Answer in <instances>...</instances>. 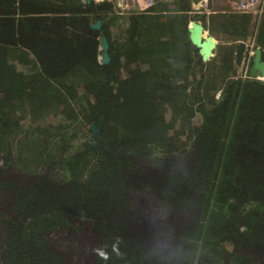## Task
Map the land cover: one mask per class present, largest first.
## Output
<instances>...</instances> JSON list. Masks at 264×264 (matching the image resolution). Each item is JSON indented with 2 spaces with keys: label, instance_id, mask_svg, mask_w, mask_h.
<instances>
[{
  "label": "trees",
  "instance_id": "obj_1",
  "mask_svg": "<svg viewBox=\"0 0 264 264\" xmlns=\"http://www.w3.org/2000/svg\"><path fill=\"white\" fill-rule=\"evenodd\" d=\"M190 4L120 16L86 0H0V264H68L47 237L73 225L90 248L78 264H162L122 233L136 181L128 171L134 158L171 163L189 147L188 196L170 192L184 202L187 250L196 263L264 264V85L223 83L251 14L202 16L218 40L202 63L188 39ZM97 19L101 30L90 27ZM127 57L142 84L132 92L115 81Z\"/></svg>",
  "mask_w": 264,
  "mask_h": 264
},
{
  "label": "flooded vegetation",
  "instance_id": "obj_2",
  "mask_svg": "<svg viewBox=\"0 0 264 264\" xmlns=\"http://www.w3.org/2000/svg\"><path fill=\"white\" fill-rule=\"evenodd\" d=\"M240 75L236 78H242ZM245 76L248 77L247 73ZM246 77L243 79H246ZM221 91L219 90L217 95L222 94ZM171 160V163H166L165 160L158 162V160L152 161L147 157L133 159L134 164L129 168L128 172H130V175L136 181L129 189L130 194L126 204V218L132 213L139 216L142 212L153 213L157 218H160L161 226L158 223V232L169 242L170 257L164 259L163 256L156 255L157 257H154L157 259L156 261L162 264H197L196 256L190 254L187 251L188 246H185L184 242H182V235L185 233L186 224L184 218L187 213L182 212L181 207L184 205V202H182L184 201V197L187 198L188 196L185 178L187 172L193 166L192 148L189 147L182 154H173ZM175 189L180 195H183V198H181L182 201L179 200L174 203L176 198L171 197L170 192H174ZM124 232L127 237H135L128 228L127 221ZM86 241L83 239V242L78 244L79 248H81L82 258L86 254L85 248L88 247ZM62 249L65 250L63 247L55 248V252L59 253ZM161 257L164 261L161 260ZM84 261H87V259L85 258Z\"/></svg>",
  "mask_w": 264,
  "mask_h": 264
},
{
  "label": "water",
  "instance_id": "obj_3",
  "mask_svg": "<svg viewBox=\"0 0 264 264\" xmlns=\"http://www.w3.org/2000/svg\"><path fill=\"white\" fill-rule=\"evenodd\" d=\"M86 2L90 3L91 0H86ZM221 2H222L221 5L222 7L223 0H221ZM211 4H212V0H208L206 6L207 9H209L212 12L213 9L211 7ZM202 16L203 14L201 13H193L188 19V24L186 27H187L189 42L194 48V55L198 56L202 63H206L214 55L216 46L218 44V40L205 29ZM90 27L95 30H101L102 28L101 20L100 19L95 20L93 23H91ZM108 47H109V42L106 36L104 34H101L99 37V49H100L99 62L101 64H108L110 61ZM249 48L250 47H247V45L244 42H238L237 49L235 51V62L237 64L241 63L243 56L246 54L247 63H246L245 71L248 76L246 77V79L264 85V49H262L260 46L255 45V46H251L252 49H250L249 52H247V49ZM221 98H222V94L219 95L216 94L215 102H218ZM91 130L94 133L98 130L96 124L91 125ZM126 219H127L126 221L128 224V228L135 236V237L131 236L130 239H132L131 241L135 243L138 248L143 249L146 252V254L155 261L157 260L156 258H154L157 257L156 255H161L163 256L164 259H168L170 257L169 242H167L158 232L159 230L158 223L160 225V218H157L156 215H154L153 213L142 212L139 216L133 215L132 213ZM186 219L187 217L184 218V220ZM124 227H126V222ZM59 230L60 229H58V231ZM0 233L3 235L1 229H0ZM122 233L123 234L125 233L124 230ZM1 234H0V239L2 237ZM125 237L127 238V236ZM82 238L84 239V241H86V238L83 235ZM87 246L88 247L85 248V253L87 256H89L90 248L88 242H87ZM2 252L3 249L0 247L1 255ZM163 258L161 257V260L164 261ZM197 264H203V263L198 262Z\"/></svg>",
  "mask_w": 264,
  "mask_h": 264
},
{
  "label": "built area",
  "instance_id": "obj_4",
  "mask_svg": "<svg viewBox=\"0 0 264 264\" xmlns=\"http://www.w3.org/2000/svg\"><path fill=\"white\" fill-rule=\"evenodd\" d=\"M162 0H91L94 6L99 8L100 12L124 15L127 13H145L148 12L156 3ZM208 0H191V14L201 13L202 8ZM231 3L234 11H240L250 14L254 17L262 15L264 9V0H223V3ZM246 69V67H245ZM246 71L240 76H245Z\"/></svg>",
  "mask_w": 264,
  "mask_h": 264
},
{
  "label": "crops",
  "instance_id": "obj_5",
  "mask_svg": "<svg viewBox=\"0 0 264 264\" xmlns=\"http://www.w3.org/2000/svg\"><path fill=\"white\" fill-rule=\"evenodd\" d=\"M221 5H222L221 0H212L211 7H212L213 11L212 12L211 11L210 12L209 11H206V13H203V17L204 18H207L208 15L211 14V13H217V12L218 13H222L223 10L230 9L231 8L230 6H232L231 4H227V3L226 4L223 3V6L222 7H221ZM191 7H192V5L190 4L189 5V8L186 10L188 12V19L192 15L191 12H190L191 11ZM120 16H122V15H120ZM250 16H251V19H250V22H249V27H248V31H247L245 40L244 41L243 40L237 41V43L238 42H244L247 45V47H251L249 45L254 46V44H255V37H256L257 31H258V28H259V25H260L261 19H262V17H260V18H258L256 20L255 17H253L252 15H250ZM188 19H187V22H186V26L188 24ZM179 21H180V19H179ZM206 22H207V20L205 21V23ZM111 23H113V25H111L112 26V34L115 35V33H117L119 31V26L116 25V21L114 19L112 20ZM123 29H124V32L127 33V30H126V27L125 26H123ZM115 42L117 43L118 41H115ZM237 43H236V46H235V51L237 49ZM115 45L122 46V44H120V45L119 44H115ZM235 51H234V54H233V57H234L233 67H234L235 72H236ZM214 54H215V52H214ZM137 66H138V64H137L136 57L135 58H133V57H127V58H124V59L122 58L121 60H119L117 66H116V80L115 81L117 82V84L118 83H121L124 87L127 88L126 90L129 91V92L135 91L137 88H139L142 85L141 83H138L137 82V79H136L135 72L137 70ZM238 72L239 71H237V73ZM231 76H233V74L232 75H229L223 81V83L226 80L230 79ZM223 83L221 81L218 84L220 86Z\"/></svg>",
  "mask_w": 264,
  "mask_h": 264
},
{
  "label": "rangeland",
  "instance_id": "obj_6",
  "mask_svg": "<svg viewBox=\"0 0 264 264\" xmlns=\"http://www.w3.org/2000/svg\"><path fill=\"white\" fill-rule=\"evenodd\" d=\"M260 17H261V15L258 17H255V18L257 20ZM111 25H113V23H111ZM249 46H252V45H249ZM250 49H251V47L249 49H247V52H249ZM245 55L243 56V58L245 57ZM243 58L241 60V63H239V64L236 63V72H235V75L231 76V79L234 80L236 77H238V75H240L241 72H244L246 64L243 65ZM237 71H239V72L237 73ZM217 92H216V94H217ZM46 170H48V169L46 168ZM78 231L79 230H77L76 226L73 225L72 231H71V229L60 228V230L59 231L57 230V232L54 233V235L47 237L48 244H50L53 249L59 248V247L65 248V250L62 249V251L59 252L58 254H59L60 258L64 261H66L68 264H78V261L82 260V262H83L85 258L87 259V261H85V262H88V260H89V258H88L89 256H87L86 254L84 255V258H82L81 248H79L78 244H81L83 242V240L81 238L80 232H78ZM0 241H1V239H0ZM182 242H184L185 246H188L187 240L183 239ZM78 248H79V250H78ZM76 260H78V261H76ZM79 264H81V263H79Z\"/></svg>",
  "mask_w": 264,
  "mask_h": 264
},
{
  "label": "bare ground",
  "instance_id": "obj_7",
  "mask_svg": "<svg viewBox=\"0 0 264 264\" xmlns=\"http://www.w3.org/2000/svg\"><path fill=\"white\" fill-rule=\"evenodd\" d=\"M227 4H231L230 2L229 3H227ZM207 5V4H206ZM206 11H209L210 12V10L209 9H207V6H205L204 8H202V12L203 13H206ZM248 13H250V12H248ZM252 49V48H251Z\"/></svg>",
  "mask_w": 264,
  "mask_h": 264
}]
</instances>
